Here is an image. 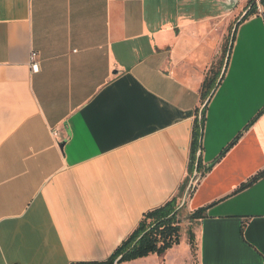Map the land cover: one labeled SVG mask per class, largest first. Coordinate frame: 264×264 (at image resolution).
Masks as SVG:
<instances>
[{
	"label": "crops",
	"instance_id": "crops-1",
	"mask_svg": "<svg viewBox=\"0 0 264 264\" xmlns=\"http://www.w3.org/2000/svg\"><path fill=\"white\" fill-rule=\"evenodd\" d=\"M234 3L0 0V264L105 261L177 196ZM258 11L235 29L205 112L202 173L180 200L186 218L205 210L188 219L196 264H264V177L240 191L264 170ZM184 254L190 264L180 237L162 258L123 264Z\"/></svg>",
	"mask_w": 264,
	"mask_h": 264
},
{
	"label": "trees",
	"instance_id": "trees-1",
	"mask_svg": "<svg viewBox=\"0 0 264 264\" xmlns=\"http://www.w3.org/2000/svg\"><path fill=\"white\" fill-rule=\"evenodd\" d=\"M258 3L264 7V0H258ZM244 12H246V14L243 17L241 16L235 19L231 24L219 62L216 64V67L209 70L202 83L201 107L195 110L192 125L190 159L188 167L189 177L193 175L195 170L199 175L202 173L200 152L202 149L201 141L207 104L223 77L224 67L227 65L226 62L228 60L229 53L231 52L232 43L235 37L236 27L251 16L259 13L256 0H252ZM189 177L185 180L177 196L172 198L163 206L143 215L134 232L125 242L121 244L119 248H117L109 259L102 262H80L74 264H115L116 261L117 264H123L146 258L151 255H156L162 258L168 250L174 246H178L180 241L179 214L183 209V206H180V200L182 199L189 183ZM263 177L264 170L242 185L240 191L250 187ZM187 194H190V191L187 192ZM204 213V209L198 210L191 214L188 219L191 221L202 219L204 217ZM188 236L190 250L193 258H195L194 234L191 232Z\"/></svg>",
	"mask_w": 264,
	"mask_h": 264
},
{
	"label": "rangeland",
	"instance_id": "rangeland-1",
	"mask_svg": "<svg viewBox=\"0 0 264 264\" xmlns=\"http://www.w3.org/2000/svg\"><path fill=\"white\" fill-rule=\"evenodd\" d=\"M252 0H235V10H237L236 12L237 13V18L241 17L244 13V10L247 8V6L250 4ZM240 12V13H239ZM186 213L182 210V212L179 214V220H180V237L181 239L183 240V242H186V238H187V241L189 243V236L188 234L189 233H193V227L190 225V222L188 220V218H186ZM192 258H193V255H192ZM159 262H156V261H149V262H146V263H140V264H159ZM171 264H189L188 263V260L186 259V256L184 254V256H180V257H177L176 259L172 261H170ZM190 264H196L195 263V258H193L191 261H190Z\"/></svg>",
	"mask_w": 264,
	"mask_h": 264
},
{
	"label": "built area",
	"instance_id": "built-area-1",
	"mask_svg": "<svg viewBox=\"0 0 264 264\" xmlns=\"http://www.w3.org/2000/svg\"><path fill=\"white\" fill-rule=\"evenodd\" d=\"M256 3H257V6L260 5L258 3V0H256ZM37 59H38V54L32 53L31 54V65H30L31 73H37L39 71V65H38ZM199 178H200V175L197 174V172L193 173V175L190 177V180H189L187 192L192 190L193 186L196 184V182L198 181Z\"/></svg>",
	"mask_w": 264,
	"mask_h": 264
},
{
	"label": "water",
	"instance_id": "water-1",
	"mask_svg": "<svg viewBox=\"0 0 264 264\" xmlns=\"http://www.w3.org/2000/svg\"><path fill=\"white\" fill-rule=\"evenodd\" d=\"M246 14V12H244L243 13V15H242V17L244 16ZM227 63V62H226ZM224 69H225V67H224ZM224 72V71H223ZM198 155H199V153H198ZM196 173V172H195ZM115 264H117V261L115 262Z\"/></svg>",
	"mask_w": 264,
	"mask_h": 264
}]
</instances>
